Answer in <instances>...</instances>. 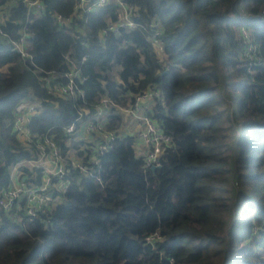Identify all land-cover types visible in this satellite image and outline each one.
<instances>
[{"label": "trees", "instance_id": "trees-1", "mask_svg": "<svg viewBox=\"0 0 264 264\" xmlns=\"http://www.w3.org/2000/svg\"><path fill=\"white\" fill-rule=\"evenodd\" d=\"M42 1L36 14L0 0V194L38 138L62 156L77 149L66 128L102 97L124 107L158 91L146 114L171 141L151 171L135 136L118 137L87 171L68 163V186L34 217L0 210V264H264V0H123L135 27L119 33H103L122 17L115 0L81 18L78 0ZM21 28L27 57L9 41ZM70 69L84 95L50 93L44 77H58L52 86ZM21 101L41 103L29 147L13 131ZM121 124L111 107L107 129Z\"/></svg>", "mask_w": 264, "mask_h": 264}, {"label": "built area", "instance_id": "built-area-1", "mask_svg": "<svg viewBox=\"0 0 264 264\" xmlns=\"http://www.w3.org/2000/svg\"><path fill=\"white\" fill-rule=\"evenodd\" d=\"M22 3L36 14L46 11L45 2L42 0H21ZM108 0H97L89 3L88 0H78L74 6L73 16L81 18L85 13L93 8L106 3ZM120 6L122 17L116 22H107L106 31L121 32L123 29H133L134 22L130 18L129 10L123 0H115ZM0 8V16H1ZM1 18V17H0ZM6 18V16H4ZM58 23H65L68 28H71L69 19H62L58 15H54ZM159 33V31H158ZM0 35L7 39L10 36L0 29ZM18 40H9L12 45V50L19 53L22 57H27L30 41L24 29H20ZM154 48L158 56H162L163 49L161 44L154 40ZM78 71L70 69L61 78L65 82H58L50 85L51 81L57 79L55 75L45 76L44 80L50 93L61 96H83L84 92L77 88L76 79ZM50 85V88H49ZM155 96H159V92L149 89L147 91L135 94L133 101L125 108L113 104L108 98L102 97L99 100L97 112L87 121H84L79 128L75 124H71L66 128V132L75 135L74 139L80 142L77 149L72 148L65 156L60 154L55 142L52 138L45 136L42 140L37 139V153L32 155L28 160L13 163L10 166L8 188L4 189L0 194V210L7 212L13 218H19V211L22 209L27 217H34L38 209L49 207L56 202V196H53V190H62L68 186L66 174L70 166L79 171H87L88 164H98L99 157L111 148V143L118 137L129 134L131 130L129 124L136 125L138 132L135 136L134 147L138 151V155L142 157L145 167L160 164V155L163 146L170 143L171 138L162 132L160 127L155 124L146 114V109H149L155 100ZM114 112L124 116L127 113V126L124 125L118 131L108 130L106 126V117L110 108ZM41 103L21 101L14 108L13 131L16 133L22 143L29 147L33 135L28 129L31 117L40 112ZM81 116V115H80ZM140 125L142 130H139ZM130 135V134H129ZM137 146V147H136ZM89 149L90 152H87ZM29 150H31L29 148ZM78 153V154H77ZM34 170L36 174L33 176L27 175L23 170ZM21 203L23 205H21Z\"/></svg>", "mask_w": 264, "mask_h": 264}, {"label": "rangeland", "instance_id": "rangeland-1", "mask_svg": "<svg viewBox=\"0 0 264 264\" xmlns=\"http://www.w3.org/2000/svg\"><path fill=\"white\" fill-rule=\"evenodd\" d=\"M113 75L115 76L116 74V70H114L113 72ZM123 107V106H122ZM125 108V107H123ZM128 118H130V116L127 114V113H124V116L122 117V126L124 125V122H125V125L127 126V121H128ZM137 126H140V125H137ZM128 127V126H127ZM129 128H131V130H128L127 132L131 135H136L138 134L137 130H136V125L134 124H129ZM142 126L139 127V130H142ZM143 131V130H142ZM137 147V146H136ZM136 151V154L138 155V151H141L140 149H137L135 150Z\"/></svg>", "mask_w": 264, "mask_h": 264}, {"label": "water", "instance_id": "water-1", "mask_svg": "<svg viewBox=\"0 0 264 264\" xmlns=\"http://www.w3.org/2000/svg\"><path fill=\"white\" fill-rule=\"evenodd\" d=\"M159 167H160V165H153V166L150 167V170L154 171V170H156Z\"/></svg>", "mask_w": 264, "mask_h": 264}]
</instances>
